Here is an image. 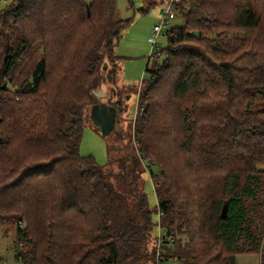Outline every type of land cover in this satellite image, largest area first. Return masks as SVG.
I'll return each mask as SVG.
<instances>
[{"label": "trees", "instance_id": "obj_1", "mask_svg": "<svg viewBox=\"0 0 264 264\" xmlns=\"http://www.w3.org/2000/svg\"><path fill=\"white\" fill-rule=\"evenodd\" d=\"M112 13V0L0 11V223L15 229V260L236 264L262 253L264 0H181L182 25L144 68L133 153L111 160L116 174L77 146L103 77L116 112L126 94L114 49L131 19ZM137 168L158 201L157 252Z\"/></svg>", "mask_w": 264, "mask_h": 264}, {"label": "rangeland", "instance_id": "obj_2", "mask_svg": "<svg viewBox=\"0 0 264 264\" xmlns=\"http://www.w3.org/2000/svg\"><path fill=\"white\" fill-rule=\"evenodd\" d=\"M162 0H112L113 19L130 20V26L122 31L121 38L114 49V61L116 65V83L115 86L124 92L120 96L121 110L116 112V123L112 129L104 136L100 131L99 125L90 118V111L93 107L90 105L87 109V115H84L81 135L78 138L77 146L82 156H91L97 164L103 168L104 172L116 174L119 172L117 165L110 162L116 156L129 159L133 153L134 145L131 141V125L137 110L138 93L143 90L141 82L146 80L148 74L144 73V68L149 61L152 65V57L148 60L151 53L164 49L166 47V30L173 26H181L182 20L177 14L161 30L158 37V48L152 49L150 37L152 29L159 24L161 16ZM11 0H0V11ZM32 66V62H27ZM28 67V69H30ZM26 75L21 74L19 78L25 79ZM100 90L106 93L104 98L99 99L98 103L105 104L109 100L110 89L108 84H102ZM140 169V168H139ZM136 169L138 175L136 188L146 195L148 208L150 211L151 240L148 242V249H159L158 237L159 216L157 215V204L154 187L147 173ZM114 182V178L111 177ZM122 183V182H121ZM15 229L12 225L0 223V264H20L14 258L15 256ZM155 252V256L157 255ZM157 257V256H156ZM236 264H264V251L258 254L238 255ZM150 264V263H149ZM154 264V263H151ZM175 264V262H174Z\"/></svg>", "mask_w": 264, "mask_h": 264}, {"label": "water", "instance_id": "obj_3", "mask_svg": "<svg viewBox=\"0 0 264 264\" xmlns=\"http://www.w3.org/2000/svg\"><path fill=\"white\" fill-rule=\"evenodd\" d=\"M88 13V9H87ZM103 69H106V65L103 66ZM105 79L103 77L102 82L104 83ZM106 93H103L101 90L97 92V97L99 99L104 98ZM90 118H92L100 128V131L102 134L105 136L110 129L113 128V126L116 123V109H115V104L111 103L108 108H106L105 104L98 103V101L93 105L90 111ZM221 217L225 218L226 217V207L223 206L221 209Z\"/></svg>", "mask_w": 264, "mask_h": 264}, {"label": "built area", "instance_id": "obj_4", "mask_svg": "<svg viewBox=\"0 0 264 264\" xmlns=\"http://www.w3.org/2000/svg\"><path fill=\"white\" fill-rule=\"evenodd\" d=\"M181 3V0H166L165 5L163 6L161 10V18L159 20V24L155 25L152 29V35L150 37V44L152 46V49L158 48L157 41L158 37L160 36L161 30L168 24L170 20H173L175 15L178 12V5ZM152 57V60L155 58L160 57L159 51H156L155 53H151L148 57V60H150ZM159 244V243H158ZM159 256V254H157Z\"/></svg>", "mask_w": 264, "mask_h": 264}, {"label": "crops", "instance_id": "obj_5", "mask_svg": "<svg viewBox=\"0 0 264 264\" xmlns=\"http://www.w3.org/2000/svg\"><path fill=\"white\" fill-rule=\"evenodd\" d=\"M165 1L166 0H162L161 2H162V5L161 6H164L165 5ZM163 8V7H162ZM162 8H161V10H162Z\"/></svg>", "mask_w": 264, "mask_h": 264}, {"label": "flooded vegetation", "instance_id": "obj_6", "mask_svg": "<svg viewBox=\"0 0 264 264\" xmlns=\"http://www.w3.org/2000/svg\"><path fill=\"white\" fill-rule=\"evenodd\" d=\"M110 103H112L111 101H109ZM109 107V105H107V107L106 108H108Z\"/></svg>", "mask_w": 264, "mask_h": 264}]
</instances>
